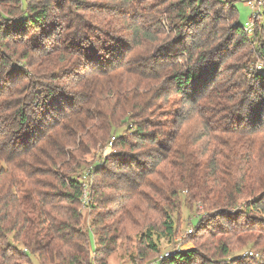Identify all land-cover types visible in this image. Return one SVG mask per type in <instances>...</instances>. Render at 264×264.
<instances>
[{
    "label": "trees",
    "instance_id": "trees-1",
    "mask_svg": "<svg viewBox=\"0 0 264 264\" xmlns=\"http://www.w3.org/2000/svg\"><path fill=\"white\" fill-rule=\"evenodd\" d=\"M237 2L0 0V264H107L136 230L135 264H264V74L246 48L264 61V42ZM184 191L216 211L157 259ZM244 247L259 255L230 256Z\"/></svg>",
    "mask_w": 264,
    "mask_h": 264
},
{
    "label": "rangeland",
    "instance_id": "rangeland-1",
    "mask_svg": "<svg viewBox=\"0 0 264 264\" xmlns=\"http://www.w3.org/2000/svg\"><path fill=\"white\" fill-rule=\"evenodd\" d=\"M236 7L239 12V21L241 24L245 27L244 30L247 34V36L252 37L254 34V30L257 29L258 27V32L260 34L258 37L255 39V44H261V42H264V35L260 31L259 23L261 22V14L264 10V1H263V6L261 7L260 12H257L255 8H252L246 4V2H237ZM224 24L225 25H230V26H237V22L233 19H228L226 17L223 18ZM254 44V46H255ZM253 43H247L246 48L249 50L250 55V62L252 63L253 69L257 72H260L264 74V61L261 59V57L258 54V50L254 48ZM249 47V48H248ZM260 66V69L258 68ZM23 68H25L23 66ZM26 70L33 69L32 66H27ZM199 123V125H198ZM187 129L190 131L191 136H194L198 130L201 131V126L200 122L197 119H193L190 121V123L187 124ZM123 129V128H122ZM200 133V132H199ZM207 137L203 138L198 144L199 146L203 147L207 143ZM102 146V145H101ZM96 147L95 150H93L90 155L86 156V160L84 161L83 168L84 169L81 173V176H83V173H86L88 171L91 172V175L87 176H92L91 177V183L93 182V171H92V165L90 163L92 162L93 164L99 162V156L104 154V151L107 152L106 147ZM111 166V164H109ZM90 183V184H91ZM92 185V184H91ZM90 185L87 187V200H83L80 204L79 209L82 212V225L85 226L87 229L92 228V218L94 216L95 210L90 207ZM189 193L184 191L180 196V204L176 212H174V220L177 223V230H175V233L172 237H161L160 239H157L158 245H159V256L157 259L160 258V255H162L165 252H173L175 251L176 248H188L193 246L194 242L188 241V234L193 230V226L198 222V219L200 220H205L207 216L214 214L216 209L211 208L208 206L206 203L201 202L200 200H192L190 199L187 195ZM246 199H239L238 204H241L245 202ZM107 206H110L108 204ZM200 222V221H199ZM91 238L93 240V234L92 232L90 233ZM156 239L154 238V241ZM140 245V232L135 231L129 233L127 237L121 238L118 240V247L113 251L108 257H107V264H135L134 262V257H137V249L138 246ZM144 246V245H143ZM18 247L20 249L24 248L23 245L18 243ZM142 247V246H141ZM238 247V246H237ZM254 248H249V247H244L242 249H235L233 252L230 253V256H235L239 258L246 257L247 255H255L258 256L259 253L253 250ZM254 253V254H253ZM157 255V253L150 254L151 259L154 258V256ZM29 258L30 262L29 264H39L38 259L36 256L29 252ZM140 261H143V259ZM151 262V261H150ZM49 264V263H47ZM142 264H151L149 262H142ZM152 264H158L157 262H154Z\"/></svg>",
    "mask_w": 264,
    "mask_h": 264
},
{
    "label": "built area",
    "instance_id": "built-area-1",
    "mask_svg": "<svg viewBox=\"0 0 264 264\" xmlns=\"http://www.w3.org/2000/svg\"><path fill=\"white\" fill-rule=\"evenodd\" d=\"M263 1L264 0H245L246 4L252 8H255L257 10V12H260L261 10V7L263 6ZM258 68L260 69V66H258ZM111 143L109 142V145ZM91 175V172L88 171L86 173L83 174L82 176V180H83V187L85 188L84 189V192H83V200H87V196H88V192H87V187L90 185L91 183V177L92 176H87V175ZM176 251H179L180 250V247L179 248H176L175 249ZM171 252H165L164 254L160 255V258L159 259H162V258H165L166 256L170 255Z\"/></svg>",
    "mask_w": 264,
    "mask_h": 264
}]
</instances>
